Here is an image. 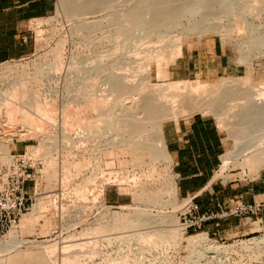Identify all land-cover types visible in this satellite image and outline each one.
Instances as JSON below:
<instances>
[{
    "label": "bare ground",
    "instance_id": "6f19581e",
    "mask_svg": "<svg viewBox=\"0 0 264 264\" xmlns=\"http://www.w3.org/2000/svg\"><path fill=\"white\" fill-rule=\"evenodd\" d=\"M254 1L255 0H251V2ZM249 2V0H63L62 4L60 5L64 10L63 12L67 17L75 16L74 22L72 24L70 23L71 28L69 27L71 29V31H69L70 37L76 36L78 38V43L82 44L85 48L81 53V57L77 61H74L73 57L70 56L66 71L64 72V78L68 77L75 79L77 81L76 85L78 86L75 89V94L72 93L63 100L65 105L63 106V109L66 112L65 117H67V120L65 119L67 123H65L68 130L70 131V133L69 131L66 133L64 132V129H61L63 133L62 136H60L65 138V140H63L67 143V147L64 149V154L68 158L72 156L74 158L73 154H77L81 156L83 160L86 159L87 163L93 162V165L96 166H101V163H104V166L108 165V167L115 159H118L119 155L128 153L129 150H134V152L135 150H140V153H142L141 151L143 150L145 155H142V157L148 154V157L150 155L149 159L152 158V161L166 159L165 147L160 133L162 122L169 118L176 119L178 116L184 114L190 115L194 112H212L221 119L224 117H230V119H234L236 125L235 128L238 127L239 129L240 127L242 130L245 129V131H247L244 132V134L246 133V136L251 135L249 137L250 142L246 140L248 141V143L246 142L248 145H245L246 149H249L248 152L253 154L250 156L249 160H246V162L250 164L249 167H252V169H257L259 163H264V82L262 85L259 83L260 86L257 84V89H253L252 86L247 84L250 77L249 71L251 70L246 69L247 72H245V75H242L238 78L230 76L223 77L219 81L209 85L206 82H200L197 80L190 81L186 79H172L167 83L150 84L148 81L150 71L147 67L149 63H155V70L157 71L156 75L158 76V79L164 80V78L167 77L165 68L169 63H173L175 59L181 54L182 37L188 35H196L200 37L202 34L212 31L220 35L222 40L224 39V43H234L240 55L238 56V63H243L248 69H250L251 57L254 55H260L261 57L264 56V27L262 23H260L253 16V12L256 10L264 13V8L259 6L255 7V4V6L253 5L255 7L254 8L252 7L253 3L250 6ZM213 19H218V21L214 22L212 21ZM221 19H225L229 22H232V20H237L238 23L240 22V24L237 25L238 23H232L234 30L231 31V29L223 28V25L221 24L222 22L219 21ZM230 23L228 24L227 22L228 25L226 26H229ZM39 30L41 32V29ZM174 31H177L176 35L178 34L179 36L177 35L178 38H172H176L177 41L175 40L173 43L171 40L170 43H173L171 45L166 43L168 46L170 45V48L167 46L168 49L165 47V43L163 44L164 48L159 49L160 46L158 47L156 44L159 42L158 45H160L162 40L163 42L164 40H167V36H170ZM137 36L140 38H145L148 41L154 40L155 43L157 42L155 45L158 48H155L154 42L152 41L154 48H150L153 50H150L149 52L146 50L147 53H145V51L143 52L144 54L141 57H143V59H147V61H144V63L146 62L147 64L145 63L146 65H144L142 62L143 64L140 63L141 67H139L146 68L144 71H140L141 75L139 76L138 74V78H135L131 73L133 71L131 69L133 68L129 67L128 69L127 67L129 55L127 54L128 50H126V46L130 40ZM116 38L122 41V43L118 41L122 46V50L120 53L118 52V54H116V49H112L115 50L113 52L110 51L111 48H117L119 46H116L118 39L115 42L116 44H113ZM163 45L161 47H163ZM136 54H139V52ZM145 54L147 55L145 57L149 56L151 57V60L153 59V61L150 62L148 59L149 57L145 58ZM75 64H80L81 66L78 65L76 67ZM140 64L138 63L137 65ZM55 70V63L48 62L35 65L32 68V71H30L33 77L37 79H43L47 78L53 71L54 74H56ZM13 80L15 82L18 81L16 77ZM73 85L74 84H72L71 87L67 86L68 88H65L66 92H71L73 90ZM7 92L8 90L5 91V93ZM10 96L11 97L9 98L5 97L0 99V108L5 105L3 107H6L7 111L4 112H7L11 119H13L12 116L15 114V111L18 110L20 117L19 120L21 121L20 123L28 127L27 131L35 126L34 123L28 119L27 110L33 111L34 109L36 112L35 114L43 116L49 112L48 109L51 105V103L48 102L49 100L41 102V100L39 101L34 97V99H32L27 104V106H24L15 100V93L10 94ZM50 102H52V100H50ZM13 106H16L18 109L15 110ZM51 114L49 113L48 115H50L52 119ZM48 115L46 117H48ZM44 118L43 120H45ZM51 123L54 127H56L54 122L51 121ZM39 127L40 125L33 127L36 128L35 131H37L35 132L33 129V134L31 133L32 130L29 131L32 136L36 137L38 135H35L34 133H38V131H40ZM73 129H75V131ZM71 130H73L74 133ZM249 131L252 133H248ZM72 133L74 135H72ZM31 135L29 137H32ZM23 137L26 138V136ZM54 137L55 135H52V133H47V135L42 139L37 136L39 141L41 139L40 145H38L39 147H30V149L32 148L31 152L28 151V149L27 151L35 157V154H38L39 152L41 153L40 150L42 149V155H40L42 156L41 159L45 158V160L49 159L47 161H50V159H52L51 157H53L52 153L55 151L56 140L55 143H53L54 140L52 139V144H50L48 141ZM0 147L3 148L4 145L0 143ZM140 153L138 155H140ZM131 154L133 155V152ZM65 155L64 160H66ZM226 155L227 154L221 156V165L219 164L220 168L218 167L219 172H222L227 166L229 157ZM137 157L135 158L134 156L135 159L140 160L141 157ZM73 158L67 160L72 161ZM61 159L60 161L62 162L63 160ZM45 160V167L47 165L48 168H52V165L54 167L55 163L53 164V161H50L51 164L49 165L45 163L47 162ZM67 160L65 161L66 163H68ZM54 162L58 161L55 159ZM77 162L80 161L77 160ZM83 162L85 163V161ZM135 162L133 165H137L139 163L136 162V164ZM84 163L80 165L83 167ZM80 165L79 167H81ZM59 166H61V164ZM90 166L92 165H89V167ZM150 166H152L151 163ZM47 167L45 168L46 171L44 170L45 172H47ZM67 167L69 168V166ZM86 167L83 169H87ZM124 167L126 168V165ZM124 167H120L119 170ZM55 168H53V170L56 171ZM81 168L79 171L83 170ZM125 168L124 171L126 170ZM97 169L99 170L100 167ZM76 171L78 170L76 169ZM102 171H100V173ZM49 172L48 175L45 173L47 178L45 181L51 180L52 177L54 179V174H57L52 172V174L49 175L51 173ZM93 172H96V170ZM93 172L90 171L89 175ZM69 173L71 174V171ZM81 173L82 172H80V174ZM107 173L109 174L111 172ZM70 174L69 176H72ZM72 174L74 176V173ZM76 174L78 175V173ZM115 174L117 175V173H114V179L116 176ZM77 175L75 176L77 177ZM127 175L126 179L123 178V175H121L122 178L120 177V179H125L126 181H124L128 183ZM84 176L89 179L92 177H88L86 175ZM130 177L132 178L128 180L133 179L132 174ZM59 178H61L60 175ZM109 178H107L108 181ZM110 181H112V179H110ZM82 182L86 183L84 180ZM82 182L78 181L79 186H81L80 183L82 184ZM113 182L115 181L113 180ZM119 182L121 183V181ZM133 182L131 180L132 185ZM50 183L48 182V184ZM67 183L68 182L63 184L67 185ZM129 183L128 185L131 184ZM118 186L120 185L118 184ZM133 186L134 187L132 188H138V186L135 187L136 185ZM49 188H52V186ZM139 188L141 189L142 187L140 186ZM69 189L71 188L69 187ZM85 190H83V192ZM88 190V192H90L91 189L88 188ZM33 191L36 190L33 189ZM75 191L77 190H74V193L79 195V198L83 195L81 199H89H86V196L83 193L81 195L80 192ZM78 191L80 190L78 189ZM158 191L160 192V190ZM158 191L155 192L159 193ZM92 193L93 191H91L89 194L87 191H85V194L87 195ZM157 193H154V198L158 199V196H160L161 193H159L160 195L158 194V196ZM138 194L139 196L137 197ZM48 195L50 196V194ZM98 195L101 196V194ZM133 195L135 196L136 194ZM137 195L135 196V199H138L139 197L141 199V191H138ZM174 197L175 193L171 198L174 199ZM76 199H78V196ZM140 199L139 201L142 200ZM157 199L156 201L152 200V203H154L152 204V207L159 203ZM52 201L53 200L49 202L52 203ZM76 201L74 203L69 202V205L71 203L72 205L70 206H76ZM159 201H161V199ZM169 201L168 205H165L167 204V202H165V204L163 203V206L165 207L171 204L172 207L174 202L171 201L169 204ZM45 202L48 203V201H44V204H46ZM53 202H55V200ZM83 203L84 202H82V205ZM44 204L42 200L37 201L36 204L31 208V211L20 220L21 222H19L15 228L12 229L11 235H9L5 241H0V264H30L28 261H31V264H34L33 261H36L35 264H63L65 262H69L67 264H73L79 261V263H81V259L84 258V254L86 253L88 257L87 253L89 252L91 254V258L87 259H92L94 255H99L100 258L98 256L97 257L99 260H101L96 264H158V261L161 258L158 247H161V245H163V247L167 244L169 245V242H178L183 238H188L185 239L188 242L187 246L191 249V251L194 252L193 254L195 257L191 259L193 264H225L224 261L218 259L217 256L221 254H228L229 249L232 248L229 246H222L214 242L209 243L207 234L205 232L201 234L199 233L198 235H195L191 238L188 236L184 237L183 232L181 231V229L184 230L182 227H168L169 225L176 222V219L173 220L175 216L173 215V217L172 214L170 215V213L168 215L162 214L161 212H157V214L156 212H153L152 214L155 213V215H151L148 213L150 210H147L148 214L146 213L144 216L145 213L143 212L142 208H139L140 210L138 208H132V211L129 208L126 209V205L119 206L121 207L119 209L122 211H111L112 213L109 212L106 215L104 214L101 219L99 218L100 220L97 218L96 222L100 224L96 225V227H93L95 225L94 223L93 226L91 225L92 228H90V225V227L86 226L89 228V231L86 232L84 229L85 233L83 231V233H79L78 231V234H76L73 228L71 229L73 230L71 232H74L76 235L74 233L71 234L70 232L68 235H65L66 237L59 236L61 238L59 240L56 238L58 241L53 239L54 243L51 244L50 242V245H46V243L42 245L39 243L43 247L38 245L40 247L38 248V246L36 247V243L35 246H33V241L29 242L22 240V238H18L16 234L22 233V231L24 233L26 227L31 228V224L34 222L36 224L38 219L42 217L41 215ZM53 204L54 203H52V205ZM86 204L87 202L84 205ZM50 205L51 204H49V206ZM49 206L47 205L45 208H49ZM83 207L84 206H80L79 209ZM53 208L54 210L56 209L55 207ZM173 212L174 211H172V213ZM173 214H175V212ZM169 220H173V223ZM167 222H170L171 224ZM165 223L169 225L167 226ZM45 224H48V221H45ZM47 226L51 227L49 224ZM44 227L46 228V226ZM28 232L26 230V233ZM75 236L79 237L78 239L75 238L76 241L84 239L83 241L85 242V240H87L86 243L88 245L91 244V248H89V246L83 242L77 243L76 241H73V237ZM243 244L241 247L239 245L240 248L238 249L242 253L248 251H260L262 255L264 252V236L252 238L249 240V242H246L244 245ZM83 246H87V248L91 249V251H86L87 248L85 247V249ZM233 250L235 249L233 248ZM207 251L213 252L214 255H216V257H214L216 259L213 260V258L202 261L204 253ZM248 253L245 254L249 256L250 259H252L247 261L248 263H251L253 260L256 263H259L258 260L261 257L260 255H255V253L253 254V252H250L253 254L252 256L249 255L250 253ZM150 256L151 258H149ZM83 263L85 264V261Z\"/></svg>",
    "mask_w": 264,
    "mask_h": 264
},
{
    "label": "rangeland",
    "instance_id": "374dc122",
    "mask_svg": "<svg viewBox=\"0 0 264 264\" xmlns=\"http://www.w3.org/2000/svg\"><path fill=\"white\" fill-rule=\"evenodd\" d=\"M62 1L63 0H55V11H54V13L47 18L40 19V23H39V20L35 21L33 24L34 26L33 25H32L33 27L31 26V28H32V40H33L34 45H35L34 51L30 55H28V56H26L20 60L8 61V62L0 64V99H3L5 97L9 98V97H11L10 94L15 93V97H16L15 100L24 106H27V104L32 99H34V97L39 101L41 100V102L49 100L48 102L51 103V105L49 106V109H48L49 112H47V113L48 114L52 113L51 114L52 119H51L50 115H48V114H46L45 116L35 114L36 112L34 111V109H33V111L27 110V117L32 123H34L35 126L40 125L39 129L41 132L38 131V133H34L35 135L38 134L37 136L42 139L47 135V133L48 134L52 133V135H55V137H54L55 139L51 138L50 140L48 139L49 141L48 140L47 141L50 144H52L51 140L52 139L54 140L53 143H55V140H56L55 151L52 153V156L54 158L51 157L53 160L50 159V161H53L52 162L53 164L55 163L54 167L52 165V168H48L47 167L48 165H47L46 166L47 172H45L46 171V169H45L46 167L44 164L45 158L41 159L42 156H40V155H42V149L40 150L41 153L39 152L40 154L39 153L35 154V157H34V155L32 156L30 154L32 148L39 147L38 145H40V142H41V139L39 141V138H37V136L34 137L31 135V133L33 134V132L36 129V128H33L35 126H33L32 128L29 129V131L32 130L31 133L29 131H27L28 127H26L22 123H20L21 121L19 120L20 119L19 112H18V110H17L18 108L16 106H13V108H15V110H17V111H15V114L12 116L13 119H11L10 116H8L7 112H4V111H7L6 107L5 108L3 107L5 105H3L0 108V130L3 132L1 137H0V143L4 145L3 148L0 147V160L5 161L9 158V150L11 147L10 144L14 140H27V142H28L27 144L29 145L27 149H28V151H30V152L27 151V154L29 153L28 155L32 156V158L34 159V173L32 175V178L34 180L35 185H34V187L32 186V191H33V189L36 190V191H33V193L35 194V197H34L35 199H34V202H33V205L31 206V208L39 200L40 201L42 200L43 204H44V201H48V203L51 205H52V203H54L53 204L54 206L53 205L49 206V204L47 202H45L49 206V208H45L47 205L44 204V208H43L42 215H41L42 217L38 219L36 224H35V222L33 223L34 225L31 224V226H32V227L30 226L31 228L26 227L24 233H23V231H22V233L16 232L17 233L16 236H18V238L19 237L22 238V240H26L29 242L33 241V246H35V243H36L37 244L36 247L40 244L44 245L45 243H46V245H48V244L50 245V242H51V244L54 243L53 239H55V241H58L59 239H61L60 237H66L65 235L66 234L68 235L71 231H73V230H71L73 228H74V232L76 234H78V231H79V233H83V232L85 233V231L86 232L89 231L88 227H90L91 225L93 226L94 223H95V225L93 227H96V225L100 224V223L96 222L97 218H98V220H100L101 217L104 216V214L106 215L111 211L112 212H115V211L117 212L118 210L122 211L121 209H119V208H121V207H119L121 205H126L125 208L126 209L129 208L130 210H132V208L133 209L142 208L143 212L145 213L144 216L146 215V213L149 210H150V212H148V213L151 215H155V213L152 214L153 212H156V214H157V212H159V213L161 212L162 214H168V215L170 213V215L172 214V216L173 215L175 216V218L173 220L176 219V222H174V224L167 222V223L171 224V225L168 224L169 226L166 223L165 224L169 228L179 227L180 226V224H179V213H180L181 208L184 204V200L183 201H177L175 197H174V199L171 198V197H173L175 192H174V186H173L172 173H171V169H170V163H169L168 155L166 152H165L166 159H160L157 161L156 160L152 161V158L149 159L150 155L148 157V154L146 156L142 157V155H145V152L143 150L141 151L142 153L139 152L140 150H135L136 154H135L134 150H129V152H128L129 154L125 153L126 155L125 154L119 155L118 159H115L113 161V163L114 162L115 163L114 164L112 163L109 166L111 168H109L108 165L104 166V163H101L102 168H101V166L97 165L98 167H100V169H99L100 171L103 170L101 173L97 169L98 167L96 165H93V162L87 163L86 159L83 160L82 157L77 155V154H73L74 158H73V156L68 158L64 154V149L67 147V145H66L67 143H66V141H64L65 138L61 137L62 133H63L61 131V129L62 130L64 129V132H66V133L69 130L66 126L67 121H65V119L67 120V117H65L66 112L63 109V106H65L63 100L66 99V97L71 95L72 93L75 94V91H76L75 89L78 87L76 85L77 81L75 79H71L68 77L64 78V72L66 71V67H67V64L69 62L70 56L73 57L74 61H77L81 57V53L84 51L85 48L82 44L78 43V38L76 36L70 37V34H69V31H71L70 26L74 22L75 16H71V17L66 16V14L63 12L64 10L60 6L62 4ZM249 1H250L249 2L250 6L253 3L252 7H254L256 5L255 7L259 6L261 8H264V0H255L254 1L255 3L251 2V0H249ZM253 16L260 23H262V25L264 27V13L256 10L253 12ZM212 21L215 22V21H218V19H213ZM219 21L222 22L221 24L223 25V28L231 29V31L234 30L232 23L233 24L238 23L237 20H234V21L232 20V22L230 21L231 23L225 19H221ZM227 22H228V24L230 23L229 26H226V25H228ZM239 24H240V22L237 25H239ZM37 26H38V28H37ZM39 29H41V32ZM176 32L177 31H174L173 33H171L170 36L168 35L170 38L167 36V40H164V42L162 40V43H160V45H158L159 42L158 43L156 42L157 43L156 44L154 42V40H151V41L149 40L150 41L149 42L147 39L140 38L138 36L133 38L132 40H130V42H128V44L126 46V50H128L127 54L129 55L127 67H128V69H129V67L133 68V69H131V70H133L131 72L133 74V77L138 78V74L140 76L142 70L144 71V69L146 68V67L140 68L141 64H143L145 60L147 61V59H143V57H141L144 54L143 52L145 51V53H147L150 50H153L150 47L154 48L155 44L158 47L160 46L159 49L164 48V45L167 49H168V47L170 48V45L173 44L175 42L176 38H178V36H179L178 34H177L178 36L176 35ZM172 37L173 38L176 37V38L173 39ZM117 39L118 38L115 39L113 44L115 45L117 43L116 46H118V45L119 46L117 48L113 47L110 50L111 52H113L115 50H112V49H116V51H117L116 54H118V52L120 53V51L122 50V46H121L122 41H120L119 39L117 40ZM116 40H117V42H116ZM118 41H120L121 43ZM152 41L154 42V45H153ZM170 41L173 43H170ZM181 41H182L181 48L183 50H185L184 51L185 54H184V57L182 59L187 60V59H189V55H191V59L194 61L196 66H198L201 69V73L195 74L194 72H190V73L180 74L179 76H177V78H174V79L184 78V79L190 80V81H196L197 80L200 82H206L209 85V84H213V83L219 81L223 77H229L230 76V77L238 78L242 75H245V72H247V70H251V71H249L250 77H249V81L247 84L252 86L253 89L258 88V86H256L257 84L259 86H260V84L261 85L263 84V82H264V56L261 57L260 55H254L253 56L254 58L251 57V68L248 69L245 64L238 63L239 62L238 56H240V55H239V51H237L235 44L231 43V42L224 43V39L222 40L220 35L212 32V31L204 33L200 37H198L196 35L184 36V37H182ZM166 43L167 44L169 43L170 45L168 46ZM161 44L162 45L164 44L163 47H161L162 46ZM156 45H155V48H158ZM147 48H149V49H147ZM146 50H147V52H146ZM155 50H157V49H155ZM220 50H223L225 52V57L230 62L231 66L233 67V71H232V73L212 75L211 73H209V70L211 68L210 67L211 66L210 59H211V56L213 53L219 54ZM137 52H139V54H136ZM145 56H147V55L145 54L144 57ZM148 57H145V58H148ZM150 58L151 57H149L148 59L150 60V62H152L153 59L151 60ZM48 62H54L55 63V67H56L55 73L56 74H54V71H53L49 74V76L47 78H43V79H37V78L32 76L31 71L35 65L48 63ZM138 63L139 64L141 63V64L137 65ZM145 63H144V65L147 64V63L146 64ZM173 63H169L168 66L165 68V73L167 72V77L164 78V80L158 79V76L156 75L157 71L155 70V68H156L155 63H153V62L149 63V65L147 66L148 70L150 71V76L148 79L149 83L150 84L165 83V82L167 83L168 81L172 80L170 70H171ZM75 65L77 67L80 64H75ZM137 66H138V68H137ZM15 77L18 79L17 82H15L13 80ZM72 84H74L73 90L69 93L66 92L65 88L67 86L71 87ZM51 88H53V89H51ZM7 90H8V92H7L8 94L5 93V91H7ZM50 100H52V102H50ZM196 113H200L203 115L205 114V116L212 118L215 121L217 127L219 128V130L221 131L222 136H223L224 147H225V151L223 153V156L225 154H227L229 157V160H228L226 168L222 172H219L220 166H219V168H217V171L215 172V175H217V176H215V178L222 179L224 181H230L233 183L252 181L255 179L264 181V163H259V166L257 169H252V167H249L250 164L248 162H246V160H249L250 156L253 154V153L248 152L249 149H246L245 144H247L248 141L250 142L249 137L251 136V135L246 136V133L244 134V132H246L247 130L245 131V129H243L244 130L243 131L242 128H240V127H239V129H238V127L235 128L236 125H235L234 119H232V118L230 119V117L229 118L224 117L223 118L225 120L224 121L223 119L219 118L218 116H216L212 112H207V113L194 112L190 115H187V114L180 115L177 118L189 117V116L196 114ZM47 115L50 118L46 117ZM41 116H43V117L40 118ZM43 118L45 120H43ZM217 118L220 119L222 122L220 120H218ZM169 119H175V118H169ZM51 121L56 124V127H54L52 125ZM233 126H234V128H233ZM24 127H25V129H24ZM33 129H34V131H33ZM73 130L75 131V129H73ZM73 130H71V131L74 133ZM21 132H22V134L24 133L23 136H26V138L22 136ZM35 132H37V131H35ZM69 133H70V131H69ZM73 133H72V135H74ZM248 133H252V132L249 131ZM30 135L32 137H29ZM43 135H45V136H43ZM246 140H248V141H246ZM30 147H32V148L30 149ZM130 151L133 152V155L135 156V158L137 156H138L137 158L141 157L140 160L135 159L134 156L131 154L132 152H130ZM138 152L140 153V155H138L139 154ZM64 155H65L66 160L73 158L72 161L67 160L68 163H66L65 162L66 160H64ZM75 157L76 158L78 157V158L76 159ZM129 157H130V160H129ZM132 157L134 158V160ZM55 159L58 162H54ZM60 159L63 160L62 161L63 163L60 161ZM47 160H49V159H47ZM47 160H45V161H47ZM77 160L80 162H77ZM118 160L122 161V162H119ZM141 160H142V164H141ZM50 161H47L45 163L50 165L51 164ZM83 161H85V163ZM135 161L139 162L140 164L139 163L137 164ZM37 162H39V165H37ZM73 162H75V163L72 164ZM81 162L84 163L83 167L80 165V164H82ZM134 162L137 165L134 164L135 165L134 166L133 165ZM59 163L61 164V166H59L60 165ZM122 163L123 164L125 163V164L123 165ZM128 163H130V164H128ZM150 163L153 166L154 170H153L152 166H150ZM77 164H79L82 168L79 167V165H77ZM66 165L69 166V168ZM89 165H92V166L89 167ZM125 165H126V168L124 167ZM63 166H64V168L65 167H67V168L64 169ZM138 166H140V167H138ZM84 167H86L87 169H83ZM120 167H124L126 169L125 170L126 172L124 171V168H121L120 169L121 171H120L119 170ZM53 168H55L56 171L53 170ZM80 168L83 170L79 171ZM88 168L90 171L93 172L96 170V172H93L89 175L90 171L88 170ZM76 169L79 172L76 171ZM91 169H95V170H91ZM115 170H117L118 172ZM70 171H71V174L69 173ZM48 172L50 173L49 175H51L52 172H55L57 174L56 175L54 174V179L52 177L51 180H49V181L46 180L47 181L46 182L45 179H47V178H46L45 173H47V175H48ZM80 172H82V173L80 174ZM107 172H111L113 175L111 173L108 174ZM149 172H151V173H149ZM68 173L72 176H73L72 173H74L73 178H72V176H69ZM76 173H78V175ZM114 173H117V175L119 174L118 177L115 174L116 175L115 179H117V178L120 179V177L122 178L121 175H123V178L126 179V175L128 173L127 182L131 183V180H132V182L135 181V182H133V185H136L135 187L138 186V188H136V189L132 188V187H134L132 185V183L131 184L129 183L130 185H128V183L125 182L126 181L125 179H122L123 181L121 179L115 180L113 177ZM130 173L132 174L134 180L133 179L128 180V179L132 178V177H130L131 176ZM59 175L62 178V182H61V178H59ZM75 175H77V177ZM84 175H86L88 177L92 176V175L93 176L90 177V179H89V178L85 177ZM106 177L109 178V181H110V179H112V181L109 182ZM88 179H89V181H88ZM64 180H65V182H64ZM83 180L86 183H83L82 182ZM113 180L115 182H113ZM118 180L121 181V183ZM50 181H51V183H50ZM54 181H56V182H54ZM78 181L82 182V184L80 183L81 186H79ZM48 182L50 184H48ZM66 182H68L69 184L68 183H67V185L63 184ZM117 182H119V183H117ZM122 182H125L126 184L122 183ZM113 183H116V184H113ZM118 184L120 186H118ZM71 185H72V187H71ZM85 185H86V187L87 186L88 187L86 188ZM127 185L129 188L127 187ZM48 186L49 187L52 186V188H49ZM75 186L77 187V189ZM101 186H102V188H101ZM140 186L142 187L141 189L139 188ZM69 187L71 189H69ZM88 188L91 189L90 192H88L89 191ZM126 188H128L129 190ZM130 188H131V190H130ZM78 189L80 191H78ZM74 190H77L75 192H80L81 195L83 193L86 196V199H88V198L89 199L88 200H85V198H83L84 200L81 199V197L83 195L82 196L80 195L81 197L79 198V195H76L74 193ZM83 190L87 191L88 194L91 193V191H93L94 194L92 193L90 195H87V194H85V191L83 192ZM158 190H160V192ZM70 191H71V193H70ZM99 191H100V193H99ZM138 191H141L142 195H140V196H141L142 200L140 199V197L138 199H135V196L137 195ZM155 191H158L159 193H161V195ZM172 191H173V193H172ZM96 192H98V193H96ZM131 192L133 194H136V195L134 196ZM95 193H96V195H95ZM154 193L155 194L157 193V196H158V194L160 195V196H158V199L154 198V196H155ZM48 194H50V196ZM98 194H101V196ZM69 195H71V196H69ZM73 196H75V197H73ZM77 196H78L79 200L76 199ZM95 196H97V197L94 198ZM138 196H139V194L137 195V197ZM139 199L141 201H139ZM156 199L158 200L159 203H157L156 206L153 205L154 207H152V204H154V203H152L153 202L152 200L156 201ZM160 199H161V201H159ZM51 200H53V201L55 200V202H53V201H52V203L49 202ZM75 201H76V206H74L75 204L73 205L74 207L70 206V205H72L71 203L69 205V202L74 203ZM168 201H169V204L171 201L174 202L172 207H171V204L169 206H165V207L163 206L165 204V202H167V204H165V205H168ZM82 202H84L83 205H82ZM86 202H87V204L84 205ZM55 203H56V205H55ZM78 206L79 207L84 206V207L79 209ZM53 207H55L56 209L54 210ZM45 209H47V210H45ZM30 211H31V209H30ZM172 211H174L175 214H173L174 212L172 213ZM165 212H167V213H165ZM28 213L24 214L20 218V220L23 219V217L26 216ZM102 213H103V215H102ZM99 214L102 216H100ZM20 220H19V222H21ZM173 220H169V221H171L173 223ZM45 221L46 222L48 221V224L51 225V227L50 226L48 227L47 226L48 224H45ZM175 223H176V225H175ZM43 225L46 226V228ZM172 225H173V227H172ZM86 226H88V227H86ZM92 226L90 228H92ZM84 227H86V228H84ZM84 229H85V231H84ZM26 230H27V232L28 231L29 232L26 233ZM11 231H12V229L3 237H0V241L1 242L5 241V239H7L9 237V235H11ZM181 231L183 232L184 237L188 236L190 238L194 237L195 235H198L199 233L201 234V233L205 232L207 234L209 243L214 242V243L222 245V246L232 247L229 249L228 254H221V255L217 256L218 259L224 261L225 264H260V263L264 264V254H263L264 252L261 255L260 251L259 252L258 251L257 252L256 251H248L249 253L253 252V254L255 253V255L258 254L261 256L260 259L258 260L259 263L254 262V260L251 263L250 262L248 263L247 261L252 260L249 258V256H247L245 254L248 252L242 253L241 251L238 250L242 246L243 243L246 244V242H249V240H251L252 238H255V237L238 238V239H234V240H219L216 237L209 234L205 230L204 227L201 230H197V231L185 232L182 229H181ZM73 233L71 232V234H73ZM84 237H86V236H84ZM258 237H260V236H258ZM56 238L58 240H56ZM73 238H74L73 241H76L75 238L78 239L79 237L75 236ZM65 239H67V238H65ZM98 239H100V238H98ZM185 239H188V238H183L180 241L175 242V243L169 242L170 244L169 245L167 244L164 247H163V245H161V247L159 246L160 248L158 247V251H160L161 258L159 259L158 262L160 264H193L191 262V259H193L195 257V255L193 254L194 252L191 251V249L187 246L188 242ZM80 240H82V241H80ZM80 240H77L76 242L77 243L83 242L86 245H88L86 243L87 240H85V242L83 241L84 239H80ZM36 241H38V242H36ZM44 241H46V242H44ZM42 245H40V246L43 247ZM239 245H240V247H239ZM88 246H89V248H91V244H89ZM85 247L87 248V246H85ZM38 248H40V247L38 246ZM89 248H87L86 251H91V249H89ZM233 248L235 250H233ZM83 251H84V249H83ZM235 251H237V252H235ZM251 253L249 255L253 256V254H251ZM87 254H88V257L86 255V253L84 254V258L86 257L85 258L86 260L84 258H82L83 256L81 257L82 258L81 259L82 264H84L83 263L84 261H85V264H94V263L96 264L101 260V259L99 260V258H100L99 255H96V256L94 255V257L92 259H87V258H91L90 252ZM144 256H145V254H144ZM246 256L248 257V259ZM95 257H97V258H95ZM214 257H216V255H214L213 252L207 251L204 253L202 261L213 259ZM149 258H151V256ZM83 259H84V261H83ZM215 259L216 258H214L213 260H215ZM30 260H32V259H30ZM28 262H30V264L32 263L31 261H28ZM33 262H34V264L36 263V261H33ZM79 262L73 263V264H81ZM90 262H92V263H90ZM67 263H69V262H65L63 264H67ZM27 264H29V263H27ZM70 264H72V263H70Z\"/></svg>",
    "mask_w": 264,
    "mask_h": 264
},
{
    "label": "crops",
    "instance_id": "0c3cea01",
    "mask_svg": "<svg viewBox=\"0 0 264 264\" xmlns=\"http://www.w3.org/2000/svg\"><path fill=\"white\" fill-rule=\"evenodd\" d=\"M54 11L55 0H0V64L30 55L35 49L31 26L35 20L47 18ZM184 51L181 48L171 67L172 79L180 74L201 73L191 55L187 60L182 59ZM210 61L212 75L233 71L223 50L213 53ZM160 133L177 201L193 198L200 212L217 211L218 206L236 197L247 203L264 201L263 180L233 183L215 178L225 147L222 133L212 118L196 113L167 119L162 122ZM27 143V140L13 141L9 154L27 150ZM204 228L219 240L264 236V208L259 215L212 220Z\"/></svg>",
    "mask_w": 264,
    "mask_h": 264
},
{
    "label": "built area",
    "instance_id": "2783aa9c",
    "mask_svg": "<svg viewBox=\"0 0 264 264\" xmlns=\"http://www.w3.org/2000/svg\"><path fill=\"white\" fill-rule=\"evenodd\" d=\"M2 133L0 130V137ZM33 173L34 159L26 149L22 153L9 154L5 161L0 160V237L15 228L20 218L30 211L35 199ZM263 208L264 201L247 203L236 197L218 206L217 211L200 212L193 198H186L179 213V224L185 232L197 231L209 221L256 216Z\"/></svg>",
    "mask_w": 264,
    "mask_h": 264
}]
</instances>
